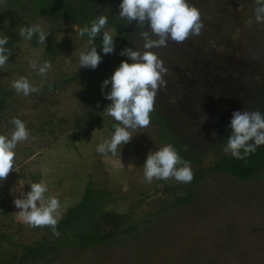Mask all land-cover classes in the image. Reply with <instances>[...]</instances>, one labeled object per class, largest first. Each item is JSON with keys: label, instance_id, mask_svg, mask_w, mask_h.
Segmentation results:
<instances>
[{"label": "rangeland", "instance_id": "obj_1", "mask_svg": "<svg viewBox=\"0 0 264 264\" xmlns=\"http://www.w3.org/2000/svg\"><path fill=\"white\" fill-rule=\"evenodd\" d=\"M189 4L199 9L204 27L199 36H189L182 43L169 40L166 47L152 49L167 69L166 87L157 96L168 95L170 90L188 89L186 83L175 78V71L186 64L197 65L192 62L197 61V40L210 42L208 48L216 57L215 62L228 64L221 65L223 73L217 71L211 76L213 83L209 86L214 84L221 89L216 94L218 103L211 102L210 108L229 113L231 120L234 111H243L241 104L247 106L244 97L254 86L243 89L240 76L264 91L260 55L264 54V24L255 20L254 5L246 0H190ZM37 23L50 34L46 41L53 40V53H46V43L36 47L33 39H22L12 49L13 60L0 68V83L14 90L10 106L2 116L4 132L11 133L13 117L24 121L30 132L29 139L15 149L14 170L0 182V234L3 235L0 257L19 264L14 259L23 249L16 243L33 244L49 235L48 227H30L18 218L16 213L20 209L13 201L19 190L28 192L31 182L46 181L45 195L59 199L62 218L92 181L118 197L111 208L133 211L140 222L141 236L127 244H108L95 249L64 248L58 257L38 264H264V172L240 180L226 172L212 171L203 181L198 198L174 210L163 208L174 200L173 193L165 190V186L174 184L175 179H154L149 183L143 174L149 152L165 145L160 140L158 126L151 121L148 127L132 131V140L121 146V151L118 148L114 156L98 153V144L114 132V119L103 113L111 101L101 95L80 127L77 118L86 112L88 84L81 77L70 79L82 69L79 51L91 47L89 39L78 35L81 27L76 24L47 18H39ZM107 30L112 35L115 33L111 28ZM143 44L141 39L131 48L142 51ZM33 60L37 64L51 62L46 78L29 67ZM236 73L240 76H235ZM21 76L39 87V93L29 96L17 93L11 85ZM182 101L183 98L177 103L169 102L167 108L178 111L179 117L170 116L177 124L178 118L181 119L180 133L188 136L185 123L196 124L197 116L189 110L181 116ZM211 140L212 137L202 142L206 150H211ZM209 151L201 164L204 168L214 165L216 155ZM222 152L230 154L224 149Z\"/></svg>", "mask_w": 264, "mask_h": 264}, {"label": "trees", "instance_id": "obj_2", "mask_svg": "<svg viewBox=\"0 0 264 264\" xmlns=\"http://www.w3.org/2000/svg\"><path fill=\"white\" fill-rule=\"evenodd\" d=\"M246 2L254 5V0H246ZM119 11L120 9H116L113 3L106 0H0V37L7 36L9 38L6 47L11 50L23 39L19 35V29L36 24L39 18L66 21L83 28L84 26L90 27L91 21L97 15L104 13L108 16L106 30L111 28L115 31L113 34L116 45L115 52L107 55L103 53L101 33L95 39L94 44H91V47H97L98 53L103 57L102 62L96 69L82 68L77 75L70 77L71 80L81 77L86 79L88 84V97L85 101L86 112L77 118V124L80 127L84 126L92 106L103 95L101 91L103 81L113 75L123 60H128L131 63L128 57L120 55L121 50L125 47H132L135 41L141 40L140 33L142 31H150L147 27L138 28L135 21L129 24L127 20L121 19ZM85 36L89 39L87 34ZM32 39L36 47L41 45L38 43V35H34ZM193 40L195 41V38ZM209 44L210 42L205 44L197 40V61L191 58L194 59L192 62L197 65L189 66L186 64L185 68L179 66L175 71V78L186 83L188 89L179 88L175 91L170 90L168 95L156 96L155 110L150 114L151 121L160 129V140L165 145L172 144L182 159L190 161L194 173V179L191 183L185 184L175 180L172 185L166 184L165 190L174 195V200L163 207L169 210H174L181 205L192 202L194 198H198L203 181L212 171L226 172L240 180H247L264 172V145L258 146L254 153L243 160L222 152L224 146L227 145V138L231 135V120L229 113L210 108L211 102L218 103L216 94L221 88L215 87L214 84L209 86V83H213L211 76L215 75V72L221 71L223 73L224 70L221 65L228 64L215 62L216 57H213L212 51L208 48ZM257 50L262 52L261 49ZM53 51L54 42L49 39L46 41V53L50 54ZM260 55L264 67V54ZM12 60L13 55L11 54L9 61ZM244 60L247 62L248 59ZM261 63L260 66L262 67ZM234 75L240 76L238 73ZM262 75L264 77V73ZM241 77L243 89L251 84L254 85L244 97V102H246L244 105L247 106L240 103L241 108L243 111L259 110L264 112V91H261L254 83L246 81L243 76L239 78ZM184 78H187L188 81ZM223 79L228 81L225 77ZM55 87L53 86V88ZM110 90L111 85L104 89L105 92ZM13 96L14 90L0 83V134H5L2 116L9 108L10 99ZM180 98L184 100L181 108L184 114L181 116H185L188 110V112L195 111L197 116L194 119L196 124L189 126L187 121L185 123L188 136L180 133L179 123L181 119L178 118L177 124L170 116L171 114L177 116L176 112L178 111L172 110L176 107L172 108V111L167 108L169 102L177 103ZM165 99L168 101L164 102ZM116 123L115 120L112 122L113 130V125ZM195 129L197 130L194 133ZM72 137L76 138L75 135ZM211 137L213 146L210 147L211 150L209 151V149L206 150L205 146H202V142L204 143ZM208 151L214 152L216 158L212 167L204 168L201 164L207 157ZM241 153L243 154V150ZM181 166L177 165V167ZM117 200L118 197L114 196L112 190L97 186L90 181L86 185L80 200L70 206L65 215L59 219L57 226L59 237L53 235L51 228L48 227L49 235H44L35 243H16V246L21 247L23 252L20 256H16L14 261L19 264H38L41 261H49L58 257L64 248L86 250L108 244H127L134 241L142 234L140 222L135 219L132 210L122 212L111 208L110 205L116 203ZM2 237L3 235L0 234V240ZM13 263L5 257H0V264Z\"/></svg>", "mask_w": 264, "mask_h": 264}, {"label": "clouds", "instance_id": "obj_3", "mask_svg": "<svg viewBox=\"0 0 264 264\" xmlns=\"http://www.w3.org/2000/svg\"><path fill=\"white\" fill-rule=\"evenodd\" d=\"M119 9L121 19L127 20L129 24L135 21L138 28L147 27L150 31L140 33L144 40L142 51L133 50L131 47L121 50L120 55L128 57L131 63L123 60L113 75L102 84V94L111 101L103 113L117 123L113 125L114 132L111 137L99 143L96 151L100 154L111 153L113 156L118 148L121 151V146L132 140V131L149 126L157 93L166 87L164 76L167 69L152 49L166 47L169 40L182 43L189 36H199L204 27L199 9L190 5L188 0H122ZM253 11L255 20L264 24V0H254ZM107 23L108 16L103 13L91 21L90 27L84 26L78 31L80 37L87 34L89 44H94L95 39L102 33V50L106 55L114 53L116 47L113 35L110 30H106ZM19 35L28 41L38 35V43L45 44L50 34L37 23L30 27H21ZM153 36L156 38L153 39ZM8 42L7 36L0 37V68L6 65L12 54V50L6 47ZM102 59L95 46L81 49L79 68L96 69ZM29 67L46 78L52 65L50 61L37 64L33 60ZM109 85L111 90L105 92L104 89ZM11 86L24 96L40 91L26 76L13 80ZM10 123L14 126L11 133L0 134V182L5 181L14 170L15 149L18 144L27 141L30 136L25 122L20 118L13 117ZM230 127L231 135L227 138L224 151L234 158L243 160L254 153L258 146L264 145V112L234 111ZM143 174L149 183L154 179L174 178L177 182L187 184L194 179L190 161L182 159L172 144L149 152L143 165ZM30 186L31 191L19 190V195L13 201L15 207L20 209L16 215L30 227H50L53 235L59 237V199L54 195H45L48 186L44 180L31 182Z\"/></svg>", "mask_w": 264, "mask_h": 264}, {"label": "flooded vegetation", "instance_id": "obj_4", "mask_svg": "<svg viewBox=\"0 0 264 264\" xmlns=\"http://www.w3.org/2000/svg\"><path fill=\"white\" fill-rule=\"evenodd\" d=\"M106 1H109L110 3H113L115 5L116 9H119V5L122 2V0H106Z\"/></svg>", "mask_w": 264, "mask_h": 264}]
</instances>
